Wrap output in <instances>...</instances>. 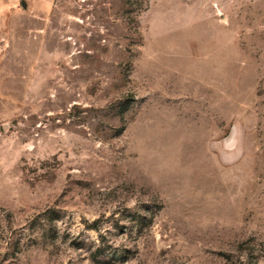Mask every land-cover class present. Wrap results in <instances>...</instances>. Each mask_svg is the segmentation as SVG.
<instances>
[{
    "label": "rangeland",
    "instance_id": "374dc122",
    "mask_svg": "<svg viewBox=\"0 0 264 264\" xmlns=\"http://www.w3.org/2000/svg\"><path fill=\"white\" fill-rule=\"evenodd\" d=\"M0 264H264V0H0Z\"/></svg>",
    "mask_w": 264,
    "mask_h": 264
}]
</instances>
